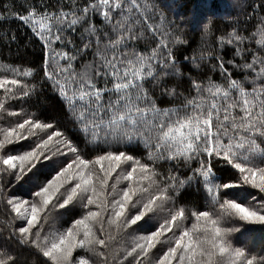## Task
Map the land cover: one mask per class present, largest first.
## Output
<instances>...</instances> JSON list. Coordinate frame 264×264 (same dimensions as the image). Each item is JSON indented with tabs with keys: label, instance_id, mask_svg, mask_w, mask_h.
<instances>
[{
	"label": "snow or ice",
	"instance_id": "6c2138e0",
	"mask_svg": "<svg viewBox=\"0 0 264 264\" xmlns=\"http://www.w3.org/2000/svg\"><path fill=\"white\" fill-rule=\"evenodd\" d=\"M21 6L25 14L5 11L49 52L41 84L64 101L78 137L23 108L37 91L33 69L0 76V120L22 117L0 124V214L8 217L0 264H20L13 249L32 250L40 264H264V248L233 239L245 225L264 226V16L249 36L234 29L220 38L232 59L186 58L199 71L180 90L166 39L174 25L162 32L163 23H149L150 0ZM146 32L154 47L141 50ZM15 100L20 111L6 107ZM193 188L199 205L182 200Z\"/></svg>",
	"mask_w": 264,
	"mask_h": 264
},
{
	"label": "trees",
	"instance_id": "16d2710c",
	"mask_svg": "<svg viewBox=\"0 0 264 264\" xmlns=\"http://www.w3.org/2000/svg\"><path fill=\"white\" fill-rule=\"evenodd\" d=\"M23 3L24 0H0V13L8 16L6 21H0V76L12 78L11 72L7 71L10 67L33 69L37 91L29 100L23 103V108L28 113L35 112L44 121L53 122L69 138L76 139L78 132L73 126L64 101L53 91L50 84L47 82L41 84L43 80L42 66L48 60L49 52L30 28L5 11V5H8L13 12L25 14L26 8L21 6ZM28 3L37 6L47 4L53 11L59 10L60 7H63L65 11H70L68 6L70 0H28ZM150 3L154 11L150 15L149 23L154 26H159L163 23L164 29L162 32L168 30L169 26L174 25L173 34L167 36L166 39L177 61V65L183 73L182 77L175 78V83L181 85L180 90L188 87V78L199 71L186 58H190L193 55L199 58L200 53L204 52L206 55L212 54L213 57L217 54L222 55L225 61L232 59L234 49L232 46H226L221 50L219 46L220 38L226 36L234 29H238L243 35L249 36L256 30L259 17L264 16V9L256 7L260 0H150ZM84 4L85 0H76V7H82ZM233 5H235V11L231 9ZM189 16L193 17L190 18ZM93 19L97 26L101 25V17L97 16ZM68 35L71 36L75 44H80L78 32H70ZM146 35L147 39L137 41V46L141 50L154 47L151 33L146 32ZM177 35L183 40V43L175 42ZM155 39L159 40L160 36H156ZM258 39L259 37H253L250 44V47L254 50L259 47L255 43ZM57 48H59V45H57ZM236 60L239 62L240 58L236 57ZM211 62L215 63L216 61L213 59ZM77 63L79 64V61ZM226 67L232 72L233 78L241 79L243 77V73L239 70H233L231 65L226 64ZM201 68H204V65H201ZM209 74L212 75L214 80L219 81L222 79L219 72ZM0 95H2V92H0ZM6 107L20 111L21 101H10ZM20 119L22 117L4 115V118L0 120V124L9 125ZM23 143L27 144L29 141H24ZM10 147L15 148L19 147V145ZM128 151L135 152L136 149L130 148ZM22 183L23 181L14 183L9 195L17 192ZM249 191L255 192V190L251 189ZM182 200L198 205L202 203L200 194L195 188L182 193ZM7 218L6 215L0 214V220ZM17 223L19 224V222ZM49 224H52L51 220ZM56 227H61V224H57ZM47 228L48 225L45 226L46 231ZM0 229H3L2 224H0ZM5 232L6 230L0 231V244H4L6 240ZM251 236H253L255 241L252 244L248 242L250 248L255 249L257 252L264 248V243L261 246L256 244L257 240L264 239V226L245 225L240 232L234 233L233 239L246 241ZM246 237L248 238L244 239ZM13 250L18 253L20 264H40V258L33 255L32 250Z\"/></svg>",
	"mask_w": 264,
	"mask_h": 264
},
{
	"label": "rangeland",
	"instance_id": "374dc122",
	"mask_svg": "<svg viewBox=\"0 0 264 264\" xmlns=\"http://www.w3.org/2000/svg\"><path fill=\"white\" fill-rule=\"evenodd\" d=\"M234 7H235V5H233L232 8H231L233 11L236 10ZM189 17L192 18L193 16H189ZM247 238H248V237H246V238H244V239H247ZM246 241L249 242V244H252V243H254L255 240H254L253 236H251V237H249ZM263 243H264V239L257 240V242H256V244H257L258 246L263 245Z\"/></svg>",
	"mask_w": 264,
	"mask_h": 264
}]
</instances>
